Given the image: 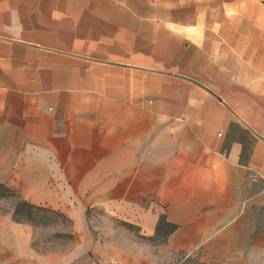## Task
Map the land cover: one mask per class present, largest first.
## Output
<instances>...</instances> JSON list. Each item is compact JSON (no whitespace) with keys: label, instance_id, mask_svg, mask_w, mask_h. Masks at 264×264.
Returning a JSON list of instances; mask_svg holds the SVG:
<instances>
[{"label":"crops","instance_id":"obj_1","mask_svg":"<svg viewBox=\"0 0 264 264\" xmlns=\"http://www.w3.org/2000/svg\"><path fill=\"white\" fill-rule=\"evenodd\" d=\"M0 186L77 235L0 264H264V0H0Z\"/></svg>","mask_w":264,"mask_h":264},{"label":"rangeland","instance_id":"obj_2","mask_svg":"<svg viewBox=\"0 0 264 264\" xmlns=\"http://www.w3.org/2000/svg\"><path fill=\"white\" fill-rule=\"evenodd\" d=\"M9 191L11 192V190ZM10 192L0 189V223L13 222L27 226L30 229V242L39 253L65 254L74 248L77 235L72 219L54 211H50L54 214L42 215L39 213L34 220H30L25 213L16 216L20 205L27 202L19 195H12ZM87 215L89 224L90 222L94 223V227H90V231L95 237L111 239L113 241L111 244L116 247L122 246L119 241H123L125 236L129 234L138 235L137 231L124 226L123 223L112 220L104 212H88ZM168 232L169 228L161 227L156 238L150 244L163 246Z\"/></svg>","mask_w":264,"mask_h":264},{"label":"trees","instance_id":"obj_3","mask_svg":"<svg viewBox=\"0 0 264 264\" xmlns=\"http://www.w3.org/2000/svg\"><path fill=\"white\" fill-rule=\"evenodd\" d=\"M1 190H5L6 192H10L7 188L5 187H1L0 188ZM12 195H16L15 193L13 194V192L11 191L10 192ZM25 213L26 216L30 219V220H34L35 216H37L39 213H41L42 215H46V214H54L53 212H50L49 210H45L43 208H39V207H36V206H33V205H30V204H27V203H23L20 205V208L18 209V211L16 212V216H20V214H23ZM161 227H167L169 228V231L170 229L173 230L175 227L174 226H168L166 223H165V220L162 219L161 222H160V227L158 228V230L161 228Z\"/></svg>","mask_w":264,"mask_h":264},{"label":"built area","instance_id":"obj_4","mask_svg":"<svg viewBox=\"0 0 264 264\" xmlns=\"http://www.w3.org/2000/svg\"><path fill=\"white\" fill-rule=\"evenodd\" d=\"M112 264H122V263L119 261H114Z\"/></svg>","mask_w":264,"mask_h":264}]
</instances>
